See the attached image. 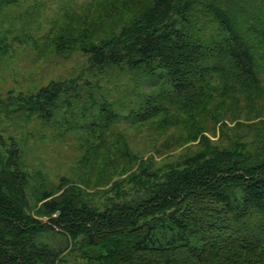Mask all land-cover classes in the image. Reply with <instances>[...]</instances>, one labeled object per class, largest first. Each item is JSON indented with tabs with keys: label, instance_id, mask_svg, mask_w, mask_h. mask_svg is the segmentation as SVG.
Wrapping results in <instances>:
<instances>
[{
	"label": "trees",
	"instance_id": "trees-1",
	"mask_svg": "<svg viewBox=\"0 0 264 264\" xmlns=\"http://www.w3.org/2000/svg\"><path fill=\"white\" fill-rule=\"evenodd\" d=\"M216 1L151 0L118 34L97 44L85 31L62 37L56 52H82L91 70L124 66L147 88H157L139 95L128 115L134 122L166 115L165 104L200 110L217 79L251 91L260 86L251 36L264 43V0H233L236 9L228 10ZM70 89L69 83L52 82L39 91L33 105L43 122H54L58 101ZM89 111L83 106L80 116ZM97 118L103 125L92 118L90 126L107 129L119 120L106 104L98 107ZM96 142L85 155L90 162L105 148L102 136ZM260 145L252 152L242 147L200 153L160 180L135 182L103 209L62 179L55 189L40 192L41 204L31 215L19 149L14 142L2 144L0 264L64 263L62 252L38 241L46 233L65 236L68 252L83 264H264V142ZM118 152L128 156L125 147ZM148 173L141 170L142 176Z\"/></svg>",
	"mask_w": 264,
	"mask_h": 264
},
{
	"label": "rangeland",
	"instance_id": "rangeland-1",
	"mask_svg": "<svg viewBox=\"0 0 264 264\" xmlns=\"http://www.w3.org/2000/svg\"><path fill=\"white\" fill-rule=\"evenodd\" d=\"M216 2L226 10L236 9L233 0ZM150 3L0 0V150L10 142L19 149V166L28 178L29 214L40 206V192L55 189L62 179L91 205L103 209L116 193L130 190L135 182L160 180L200 153L242 147L252 152L264 142V43L255 35L251 38L259 57L258 90L234 83L225 86L217 79L210 95L203 96L202 111L165 104L166 115L141 123L128 115L137 108L141 93H153L157 88H147L136 72L124 66L91 70L88 56L82 52H56V42L62 37L85 31L97 44L118 34L146 12ZM52 82L69 83L72 89L58 101L54 122L46 123L33 104L39 91ZM101 104L119 116L107 129L90 126L92 118L103 125L97 118ZM83 106L90 110L85 117L80 116ZM100 136L105 148L90 162L85 155ZM124 147L128 156L123 159L118 150ZM145 168L149 177L141 175ZM38 241L62 252V264H83L76 253L68 252L69 240L62 234L46 233Z\"/></svg>",
	"mask_w": 264,
	"mask_h": 264
}]
</instances>
